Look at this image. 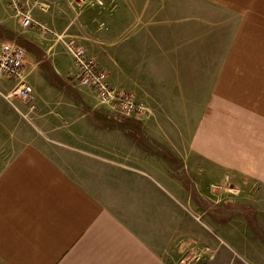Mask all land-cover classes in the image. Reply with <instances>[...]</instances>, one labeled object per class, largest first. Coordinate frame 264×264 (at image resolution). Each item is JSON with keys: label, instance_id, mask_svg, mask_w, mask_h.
Here are the masks:
<instances>
[{"label": "crops", "instance_id": "obj_1", "mask_svg": "<svg viewBox=\"0 0 264 264\" xmlns=\"http://www.w3.org/2000/svg\"><path fill=\"white\" fill-rule=\"evenodd\" d=\"M103 1L123 10L121 27L139 46L127 87L151 107L137 120L150 122L147 135L167 137L166 150L209 175L221 170L264 192V0ZM115 79L125 85L122 75ZM10 128L0 112V264H171L170 228L130 207L152 196V175L114 162L123 176L106 190L107 175L90 170L86 155L60 141L56 129L44 142L32 132L3 144ZM148 145L133 147L151 155L145 164L154 174L160 148ZM120 190L129 197L115 195ZM249 244L225 264H264L260 241Z\"/></svg>", "mask_w": 264, "mask_h": 264}, {"label": "rangeland", "instance_id": "obj_2", "mask_svg": "<svg viewBox=\"0 0 264 264\" xmlns=\"http://www.w3.org/2000/svg\"><path fill=\"white\" fill-rule=\"evenodd\" d=\"M103 3L104 9H100L83 0H32L25 8L34 22L24 29L8 0H0V19H4L0 43L14 41L25 49L21 80L31 87L35 103V109L30 111V103L12 95L7 97L19 79L0 76V112H6L11 132L15 129V134L2 140L3 144L20 143L32 132L40 133L44 142L43 138L56 129L60 141L72 144L78 150L76 154L86 155L90 170L100 169L107 175L110 181L105 183L106 190L112 185L117 187L123 176L112 163L145 170L154 177L156 188L149 200H131L130 207L150 217L155 227L170 228L168 233L174 242L171 264H225L227 254L247 251L252 239L260 241V259L264 261L261 189L243 179L232 180L221 170L213 176L202 165L193 166L187 156L182 154L180 158V152L166 150L167 137L154 140L147 135L150 122L146 125L137 121V116L119 114L115 108L101 104L93 89L78 85L77 67L65 47L69 41L85 49L86 57L106 73L112 88L140 99L150 113V105L142 100L144 95L127 87L132 81L128 78L131 63L142 58L139 46L129 41L128 26L121 27L127 17L112 2ZM119 11L120 19L114 20L113 15ZM130 45L135 48L133 52ZM117 74L123 76L120 81L125 82L124 86L117 85ZM133 118L136 120H129ZM148 143L153 144V149L160 148L154 152L157 161L152 156L150 167L154 174L147 167L151 155L133 147L137 144L149 148ZM117 193L122 200L129 197L122 190ZM248 231L252 239L245 237Z\"/></svg>", "mask_w": 264, "mask_h": 264}, {"label": "built area", "instance_id": "obj_3", "mask_svg": "<svg viewBox=\"0 0 264 264\" xmlns=\"http://www.w3.org/2000/svg\"><path fill=\"white\" fill-rule=\"evenodd\" d=\"M14 16L20 21L22 27L27 28L33 25L30 11L25 8L22 0H8ZM86 5L97 6L104 9L102 0H83ZM40 6H45L40 3ZM69 54L72 56L77 67L78 85L93 89L96 98L101 104L109 105L125 116H137L139 119L148 113L143 103L137 102L131 94L122 93L112 88L107 80L106 73L98 69L95 64L86 57V51L73 41L65 44ZM25 61V50L13 42L0 43V76L18 78L19 82L7 97L15 96L18 99L30 103V111L35 109L34 96L29 85L22 83V70Z\"/></svg>", "mask_w": 264, "mask_h": 264}]
</instances>
